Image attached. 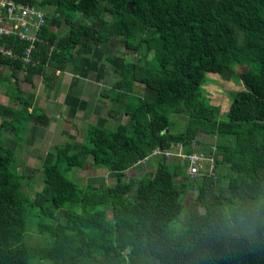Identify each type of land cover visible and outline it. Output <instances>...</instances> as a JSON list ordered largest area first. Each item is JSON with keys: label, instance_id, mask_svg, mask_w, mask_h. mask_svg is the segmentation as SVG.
<instances>
[{"label": "trees", "instance_id": "16d2710c", "mask_svg": "<svg viewBox=\"0 0 264 264\" xmlns=\"http://www.w3.org/2000/svg\"><path fill=\"white\" fill-rule=\"evenodd\" d=\"M13 1L43 11L45 24L31 53L35 65L0 56V68L10 71L6 118L0 123V264H161L152 256L148 227L164 204L178 208L167 221L178 253L191 249L207 222L214 223L220 240L254 245L255 232L264 230V0H175L157 18L149 13L148 0ZM51 13L68 26L63 34L53 30ZM76 15L91 23L75 22ZM115 37L142 56L156 52L154 45L160 48V59L143 65L128 63L121 53L103 58L119 77L105 97L122 111H110L129 116L128 126L90 128L91 138L78 150L71 140L54 145L52 162L40 168L42 188L32 190L33 177L13 170L16 154L2 145V137L9 134L22 146L28 125L46 129L50 120L21 96L19 74L31 86L39 76L49 94L70 59L90 57L102 44L114 46ZM0 45L22 56L28 43L9 35L0 37ZM237 67L245 69L237 75L242 89L229 95L231 104L220 119L200 89L207 73L230 81ZM172 116L187 119L180 131ZM193 141L214 155L213 175L187 179L186 163L163 154L179 146L191 153ZM156 151L161 154L152 173L123 182L126 171ZM86 164L107 171L114 186L80 187L66 176ZM190 189L197 196L188 217L172 227ZM49 214L61 220L47 222ZM29 232L48 242L30 246Z\"/></svg>", "mask_w": 264, "mask_h": 264}, {"label": "rangeland", "instance_id": "374dc122", "mask_svg": "<svg viewBox=\"0 0 264 264\" xmlns=\"http://www.w3.org/2000/svg\"><path fill=\"white\" fill-rule=\"evenodd\" d=\"M53 15V20L51 23V26L54 31H56L59 35L63 34L67 29L68 26L64 22V20L59 15H55L54 13H51ZM105 19L109 18L105 17ZM75 22L79 24H90L91 21L82 15H76L74 18ZM114 46H117V49H114L113 45H99L95 47V50L93 54L88 57H81L77 56L72 59H70L69 66L70 69L73 72H90L94 73L95 70L97 72L103 73L104 70H106V66L103 63L102 55L104 54H120V56H124L125 60L128 63L137 64V65H143L145 63H148L154 59L159 60L160 59V48L159 46H153L154 50L147 53L146 55L142 56L140 54H137L133 51L126 50L124 48V44L122 40H117L115 37L114 40ZM116 48V47H115ZM154 51V52H153ZM95 54V55H94ZM95 56V57H93ZM84 58H86L84 60ZM243 70L242 68H236V75L233 76V78L230 81H225L222 78H220L219 75H209L211 73H207L205 75V82L201 86L200 92L202 93L201 97L205 100V102H209V104L213 107H216L219 109V118L225 119V115L229 109V106L231 104L230 96L233 92L239 91L242 89V85L240 84V81L237 77ZM10 74L9 68L7 66H3L0 68V123L6 118L2 114V108L8 106V95H7V83L8 76ZM39 77L35 76L33 85L26 84L23 81V73L19 74V88L21 92V96L24 97L27 100H30L33 106L39 107L40 105L47 104L50 98V95L47 93V90L44 88L43 84H40V81L38 79ZM119 79V77H117ZM141 87V86H139ZM137 88V87H136ZM134 95L137 94V89H135ZM139 91V90H138ZM91 91H88L87 96L90 95ZM131 94V95H133ZM113 98V97H112ZM112 100V99H111ZM91 100H88V102ZM115 102V101H114ZM51 103V102H50ZM112 103V102H111ZM53 107V104H52ZM112 110H120L121 104H116L113 107L112 104ZM84 112H88L86 110H83ZM114 112V111H113ZM83 112H78L75 114L80 116ZM126 114H124L125 116ZM127 116V115H126ZM63 117H66L63 115ZM84 118L85 116H81ZM63 119V118H62ZM120 120V122H119ZM117 120L119 123H113L116 120H113L110 123H107L106 128L107 129H114L116 125L122 124L125 126H128L130 117H122V119ZM186 118L183 116H172L171 117V123L172 126L176 131H180L185 123ZM64 122V121H63ZM66 123L70 124L71 119L65 120ZM75 124L76 127L69 126V125H63L62 128L64 129L62 131V135L60 137H51L50 134H47L45 136L41 134H37L30 141H28L27 145L25 146V142L22 146H18L17 142L13 141V150L15 151V161L12 163L13 170H15L17 173L22 174L25 171L28 172V174H31L33 177V180L31 181V187L32 190L39 192L42 188L41 183V177L42 173L40 171V168L44 164H50L53 160V154H54V145L57 143H62L64 140H71L73 142L74 150H78L80 143L84 139H90L91 134L88 133V130L90 128L98 127L94 124H89V128L87 130L85 128L80 127L79 125L81 123ZM129 129V127H128ZM92 130V129H91ZM90 130V131H91ZM130 132V131H128ZM44 134V131H43ZM58 134V131H57ZM59 135V134H58ZM7 136L10 137L9 134ZM159 155H155L149 159L147 162H142L136 166H134L131 170L129 169L126 171L123 175V182L128 183L130 179H133L135 181L141 179L142 177L146 176L148 173H152L155 170L157 158ZM167 158V157H166ZM172 158V157H170ZM174 159V158H172ZM28 160V161H27ZM29 163L30 168H28L27 164ZM31 170V171H29ZM66 176L74 180L80 187L85 186H92L93 189L99 188L100 185H105L106 187H112L115 184L114 179L111 177V175H98L95 169L91 168L89 164H86V167L84 170L78 171L77 173H74V171L66 173ZM177 182H180V179L177 178ZM134 191L132 190L131 194H133ZM197 191L195 189L187 190L181 197V202L183 204V211L181 215L179 216V221L172 224V227L179 226L180 222L186 221L189 213V208L192 203V201L196 198ZM108 218H111V213L108 212ZM50 219V220H48ZM47 219V222H51L54 224L56 220H61V217L59 216L56 220L53 217V214H49V218ZM169 235H172V230H168ZM27 243L30 246H40L45 245L48 242V239L46 237H42L39 235H36L35 233L29 232L26 237ZM31 263L34 264V262L31 261Z\"/></svg>", "mask_w": 264, "mask_h": 264}, {"label": "crops", "instance_id": "0c3cea01", "mask_svg": "<svg viewBox=\"0 0 264 264\" xmlns=\"http://www.w3.org/2000/svg\"><path fill=\"white\" fill-rule=\"evenodd\" d=\"M105 55L107 54L102 55V60ZM85 59L86 58H84V60ZM69 65L66 66L64 71L57 72V80L54 89L49 93V101L51 103L48 102L45 105L36 106L49 117L50 123L48 127L43 129L28 125V131L25 135V146L28 141L37 134L42 133L41 135L43 136L50 134L53 138L60 137L62 135L61 130L64 129L62 128L63 125L76 127L75 124L78 125L77 123H81L79 126L87 130V128L90 127L89 124H94L95 126L103 128L107 123L113 120H116L113 123H119V119L127 117L126 115L124 116V112L115 116V114L110 111L112 103L105 95H108L109 92L112 91L114 84L118 80V75L112 72L106 64V70H104L103 73L95 70L94 73L86 72L85 74L82 72H73L70 69V67L73 66ZM209 75L213 76L216 74ZM38 79L42 85L41 78L39 77ZM88 91H91V93L87 96ZM88 100L91 101L88 102ZM83 110L88 112H84ZM78 112L83 113H81L80 116H75ZM63 115L66 117H63ZM81 116L85 117L82 118ZM67 117L72 121L70 124L65 122ZM117 120H119V122H117ZM205 141L210 142L208 139H205ZM13 143V140L7 136V134L2 137V145L6 148L13 150ZM27 166L30 168L29 163ZM95 171L98 175L108 174V172L103 169H95ZM24 173L28 174L27 171Z\"/></svg>", "mask_w": 264, "mask_h": 264}, {"label": "water", "instance_id": "95a60500", "mask_svg": "<svg viewBox=\"0 0 264 264\" xmlns=\"http://www.w3.org/2000/svg\"><path fill=\"white\" fill-rule=\"evenodd\" d=\"M174 2L175 0H148V11L157 18ZM177 211V207L161 205L148 227L154 241L152 256L161 264H264V230L255 232L254 245H247L238 239H218L213 222L202 225L196 243L188 252H176L170 244L167 221Z\"/></svg>", "mask_w": 264, "mask_h": 264}, {"label": "built area", "instance_id": "2783aa9c", "mask_svg": "<svg viewBox=\"0 0 264 264\" xmlns=\"http://www.w3.org/2000/svg\"><path fill=\"white\" fill-rule=\"evenodd\" d=\"M43 11H37L34 7L16 3L13 0H0V37L14 35L19 40L28 43L23 55H14L10 49L0 45V56L6 59H21L25 65H35L31 53L35 50L38 41V33L44 26ZM191 153H185L182 146L176 152H164L167 158H175L186 163L185 176L187 179H195L203 174L213 175L216 164L213 154H206L205 149L200 148L195 141L191 142ZM211 151H215V145H211ZM155 155L161 152H154Z\"/></svg>", "mask_w": 264, "mask_h": 264}]
</instances>
